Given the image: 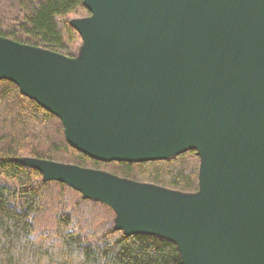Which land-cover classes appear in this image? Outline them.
Segmentation results:
<instances>
[{
    "label": "water",
    "instance_id": "obj_1",
    "mask_svg": "<svg viewBox=\"0 0 264 264\" xmlns=\"http://www.w3.org/2000/svg\"><path fill=\"white\" fill-rule=\"evenodd\" d=\"M78 57L0 35V79L102 162L201 157L186 193L40 158L21 162L177 243L184 264H264V0H83Z\"/></svg>",
    "mask_w": 264,
    "mask_h": 264
},
{
    "label": "trees",
    "instance_id": "obj_2",
    "mask_svg": "<svg viewBox=\"0 0 264 264\" xmlns=\"http://www.w3.org/2000/svg\"><path fill=\"white\" fill-rule=\"evenodd\" d=\"M90 15L83 0H0V35L75 56L82 37L71 21ZM24 157L199 191L196 149L145 162L93 159L69 144L59 117L16 83L0 79V264H184L176 242L154 234L127 235L115 228L114 214L97 227L102 204L65 183L44 180L39 170L21 162ZM46 216L49 222L39 224Z\"/></svg>",
    "mask_w": 264,
    "mask_h": 264
},
{
    "label": "rangeland",
    "instance_id": "obj_3",
    "mask_svg": "<svg viewBox=\"0 0 264 264\" xmlns=\"http://www.w3.org/2000/svg\"><path fill=\"white\" fill-rule=\"evenodd\" d=\"M73 19H80V18H77L76 16L73 18ZM72 19V20H73ZM9 39H11V38H9ZM13 40V39H12ZM19 42V41H18ZM21 43H23V42H21ZM24 44H26V43H24ZM82 44H83V40H82ZM82 44H81V46L79 47V50H78V53H77V55H75V56H70V55H67L65 52H60V51H57V52H60V53H62V54H64V55H67V56H69V57H78L79 56V54H80V49H81V47H82ZM28 45H31V44H28ZM33 46H35V45H33ZM38 47H41V48H45V47H42V46H38ZM45 49H48V48H45ZM50 50H52V49H50ZM53 51H56V50H53ZM189 150V149H188ZM187 151V150H186ZM24 158H30V157H24ZM23 159V158H22ZM89 169V168H88ZM95 170V169H94ZM101 171H104V170H101ZM109 173V172H108ZM112 174V173H111ZM44 178V177H43ZM51 181H56V180H51ZM59 182V181H58ZM66 185H68V184H66ZM69 186V185H68ZM69 187H71V186H69ZM72 188V187H71ZM74 189V188H73ZM76 190V189H75ZM76 191H78V190H76ZM79 193H80V195H82L83 197H84V195L80 192V191H78ZM85 198V197H84ZM85 199H88V200H93V199H90V198H85ZM93 201H97V200H93ZM97 202H99L100 204H102L105 208H103V209H100V210H102V211H100V216L101 217H98V222L96 223L97 224V227H100L102 224H103V222L105 221V220H108L109 218H110V216H112L113 214H114V221H115V219H116V216H117V214H116V212L113 210V208H111L109 205H107V204H104L103 202H100V201H97ZM107 208V209H106ZM112 210V211H111ZM49 216H46V217H40L39 219H38V222H39V224H45V223H47V222H49ZM115 224H116V222H115Z\"/></svg>",
    "mask_w": 264,
    "mask_h": 264
}]
</instances>
